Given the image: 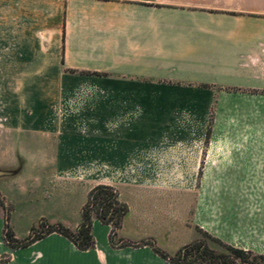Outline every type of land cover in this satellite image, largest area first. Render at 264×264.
<instances>
[{
  "label": "crops",
  "instance_id": "obj_1",
  "mask_svg": "<svg viewBox=\"0 0 264 264\" xmlns=\"http://www.w3.org/2000/svg\"><path fill=\"white\" fill-rule=\"evenodd\" d=\"M97 185L119 238L264 256V0H0V264H170L97 220L87 251L4 244L5 218L75 229Z\"/></svg>",
  "mask_w": 264,
  "mask_h": 264
},
{
  "label": "trees",
  "instance_id": "obj_2",
  "mask_svg": "<svg viewBox=\"0 0 264 264\" xmlns=\"http://www.w3.org/2000/svg\"><path fill=\"white\" fill-rule=\"evenodd\" d=\"M0 206L5 214L8 209L3 206L0 199ZM127 207L117 199L115 189L105 185L92 187L86 196V201L81 207V221L77 227L70 230L61 224H48L41 220L35 227L29 230L27 237L21 240L14 238L13 232L4 220L2 229V240L9 249L24 248L33 242L51 234L56 233L63 236L79 251H87L94 247L91 235L92 220L110 226L109 245L113 248L149 246L152 252L170 264H253L257 260H264L263 255H256L248 251L233 248L214 239L206 233L197 230L201 235L192 242L181 247L175 254L168 255L159 249L151 240L131 242L117 236L121 227ZM207 241L219 246L222 251L209 248ZM7 257H1L5 261ZM250 259V261H249Z\"/></svg>",
  "mask_w": 264,
  "mask_h": 264
},
{
  "label": "rangeland",
  "instance_id": "obj_3",
  "mask_svg": "<svg viewBox=\"0 0 264 264\" xmlns=\"http://www.w3.org/2000/svg\"><path fill=\"white\" fill-rule=\"evenodd\" d=\"M2 210H3V208H2ZM34 222L35 221H33V219H31V218H30V220L25 219V218H20L19 221H18V225H17L18 229H16V235L17 236H23L24 235V231L23 230L26 229V228H29L30 226H33ZM37 224H35V225H37ZM197 236L201 237V235H199L198 233H197ZM206 242H207L209 248H211L213 250H216V251H222V249L219 246H217L216 244H214L212 242H209L207 240H206ZM249 261H250V259H249ZM253 264H264V260H257Z\"/></svg>",
  "mask_w": 264,
  "mask_h": 264
}]
</instances>
